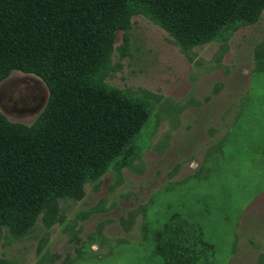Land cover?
Masks as SVG:
<instances>
[{"label": "rangeland", "instance_id": "obj_1", "mask_svg": "<svg viewBox=\"0 0 264 264\" xmlns=\"http://www.w3.org/2000/svg\"><path fill=\"white\" fill-rule=\"evenodd\" d=\"M93 87L147 110L82 195L0 224V264H264V10L208 42L123 16ZM40 76L0 77V116L33 126Z\"/></svg>", "mask_w": 264, "mask_h": 264}, {"label": "trees", "instance_id": "obj_2", "mask_svg": "<svg viewBox=\"0 0 264 264\" xmlns=\"http://www.w3.org/2000/svg\"><path fill=\"white\" fill-rule=\"evenodd\" d=\"M263 10L264 0H0V77L21 70L50 89L33 126L0 116V224L84 194L146 120L141 104L90 81L125 28L123 16L145 14L203 43L230 20L250 22Z\"/></svg>", "mask_w": 264, "mask_h": 264}]
</instances>
